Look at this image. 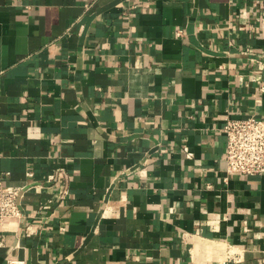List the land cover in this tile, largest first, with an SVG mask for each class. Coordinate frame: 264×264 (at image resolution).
Masks as SVG:
<instances>
[{"label":"crops","instance_id":"obj_1","mask_svg":"<svg viewBox=\"0 0 264 264\" xmlns=\"http://www.w3.org/2000/svg\"><path fill=\"white\" fill-rule=\"evenodd\" d=\"M228 115L264 117V0H0V173L36 182L0 264H264Z\"/></svg>","mask_w":264,"mask_h":264},{"label":"built area","instance_id":"obj_2","mask_svg":"<svg viewBox=\"0 0 264 264\" xmlns=\"http://www.w3.org/2000/svg\"><path fill=\"white\" fill-rule=\"evenodd\" d=\"M227 135L226 160L227 170L245 175H260L264 173V117L255 115L245 117L227 116L224 124ZM29 176L34 172L28 171ZM63 167L48 174L45 183L56 182L65 177ZM36 182L30 180L24 185L7 183L6 175L0 173V226L8 220H21L25 217L23 199L26 192ZM42 185V183H39ZM64 189L62 196H66ZM230 259L218 264H229Z\"/></svg>","mask_w":264,"mask_h":264}]
</instances>
